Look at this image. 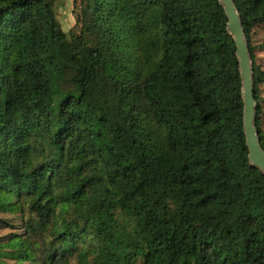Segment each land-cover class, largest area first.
I'll list each match as a JSON object with an SVG mask.
<instances>
[{"label": "trees", "instance_id": "1", "mask_svg": "<svg viewBox=\"0 0 264 264\" xmlns=\"http://www.w3.org/2000/svg\"><path fill=\"white\" fill-rule=\"evenodd\" d=\"M76 2L67 33L57 0H0V264H264L220 0ZM235 4L254 59L264 0Z\"/></svg>", "mask_w": 264, "mask_h": 264}, {"label": "water", "instance_id": "2", "mask_svg": "<svg viewBox=\"0 0 264 264\" xmlns=\"http://www.w3.org/2000/svg\"><path fill=\"white\" fill-rule=\"evenodd\" d=\"M220 2L228 17L227 29L235 41L236 54L240 64L244 99V130L249 149V160L252 166L259 168L264 173V148L262 147L259 129L256 125L258 104L252 53L235 0H220Z\"/></svg>", "mask_w": 264, "mask_h": 264}, {"label": "rangeland", "instance_id": "3", "mask_svg": "<svg viewBox=\"0 0 264 264\" xmlns=\"http://www.w3.org/2000/svg\"><path fill=\"white\" fill-rule=\"evenodd\" d=\"M149 9L152 10V8ZM56 11L64 31L69 33L78 30L80 26L78 25L77 18L80 8L76 0H57ZM154 12H150L151 16ZM250 43L254 49L253 63L261 71V80L258 83L257 110H260V123L264 128V24L254 27ZM10 216L8 213H0V235L19 229L20 226L18 224L20 222H14Z\"/></svg>", "mask_w": 264, "mask_h": 264}]
</instances>
